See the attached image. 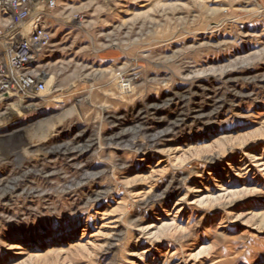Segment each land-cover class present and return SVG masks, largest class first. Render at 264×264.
<instances>
[{"label": "rangeland", "instance_id": "1", "mask_svg": "<svg viewBox=\"0 0 264 264\" xmlns=\"http://www.w3.org/2000/svg\"><path fill=\"white\" fill-rule=\"evenodd\" d=\"M49 1L52 43L40 64L56 77L50 98L62 101L9 121L17 98L0 102V151L20 143L0 153V264H264V0L32 7ZM121 71L135 75L134 94L118 89ZM196 81L208 87L191 97ZM140 107L150 109L120 132L128 140L182 121L150 156L109 138L120 129L107 117ZM200 182L208 191L189 190ZM147 192L157 197L145 205ZM210 194L223 196L196 201Z\"/></svg>", "mask_w": 264, "mask_h": 264}, {"label": "bare ground", "instance_id": "2", "mask_svg": "<svg viewBox=\"0 0 264 264\" xmlns=\"http://www.w3.org/2000/svg\"><path fill=\"white\" fill-rule=\"evenodd\" d=\"M2 9L0 8V11ZM35 14H33L32 16V20H30L29 22H27V27L26 29L22 32V39H27V41L29 40V34L33 31V27L35 28V25H36V17L37 16H34ZM50 32H47V34H49ZM50 35V34H49ZM51 35L48 39H46V44L45 45H41L42 46V53H40V59L43 58V56L45 55V52H46V49L48 47L51 46V43H52V39H51ZM41 42V41H40ZM7 44L3 41V42H0V53L4 50H6L5 46ZM40 46V45H39ZM38 46V47H39ZM2 64H3V67H1L0 69V102L5 100V99H9V98H17L15 99V103L14 104H9L7 105V110L11 112V115L12 116H9L4 119L6 120H12L13 117H19V116H23V115H26L28 113H31L32 111H34L35 109H37L39 106H41V102H44V103H51V102H56V103H61L62 99L60 96H55V98L51 99L50 96L53 95L51 93V89L53 87H55L56 85V77L51 74L48 70H46L47 68V64H40L41 63V60L38 62L39 65L37 68V72L41 74V78H43L46 82V92L44 93H34L33 97H31L30 99L28 98H23V97H17L16 93H13L12 90L8 87H11V84L15 81L13 79L16 78V74H15V71H13L12 69V66H11V62L9 59L5 58L2 56ZM5 59V61L3 60ZM35 59V58H34ZM49 64V63H48ZM37 65V64H36ZM79 67V66H78ZM80 68V67H79ZM52 71V70H51ZM83 71V70H82ZM53 72V71H52ZM135 75L131 72V71H121L120 73L117 74V87L118 89L120 90L121 94H124V95H132L134 94V89H135V86H134V81H135ZM58 80V79H57ZM208 81V80H207ZM197 82V83H196ZM194 82L190 87L187 88V95L191 96V97H196V94L197 93H201V92H205V88L208 87V82H201V81H196ZM58 87V86H57ZM69 89V88H68ZM57 90H55L54 92H56ZM182 92V91H181ZM186 92V91H185ZM112 93V92H111ZM184 93V92H183ZM194 95V96H193ZM122 96V95H121ZM167 97H169V94L165 95ZM181 98L182 96L180 95V93H175L172 97H171V100H178L179 97ZM186 96V95H185ZM88 97V96H87ZM127 97V96H126ZM130 97V96H129ZM164 97V96H163ZM165 98V97H164ZM188 98V97H187ZM202 98V97H201ZM193 99V98H192ZM165 100H167L165 98ZM169 100V98H168ZM167 100V101H168ZM79 101V100H78ZM205 101V100H204ZM203 101V102H204ZM151 102V103H150ZM149 103V107H152L154 110L158 109L159 106L157 104L156 101H150ZM166 102V101H165ZM169 102H166L165 104L167 105ZM207 103V102H206ZM147 104V103H146ZM200 104V103H199ZM161 106V105H160ZM149 107H140V108H131L130 111L128 112H125V113H122V114H113L112 116L109 115L107 118H112V122L114 123V127H116L117 129L116 130H119V132L116 131V133L110 135L109 138H111V141L112 142H115L117 145H121L122 143L123 146H127L129 148H131L132 150H134L135 152L137 153H140L142 156H148L149 154H154L157 150L160 149L162 143H164L165 140H169V138H173V135L175 134V131L179 128H181L182 126V121L181 122H175L173 123L172 125H170L168 127V129L166 130H161V131H157V130H153L152 129H149V130H146L145 132H147V137L145 141H140V140H128L127 136H125L126 134H123L120 133L122 130L124 129H127V125H126V118L128 117H132V115L134 116V114L136 115H139L140 112H142L143 110H148L150 109ZM106 107H104L105 109ZM68 109V108H67ZM71 109V108H70ZM76 109V107H75ZM197 109H202V105H198V106H194V109H192L193 111L197 110ZM103 110V109H102ZM108 111V107L106 109ZM65 111V110H64ZM199 111V110H198ZM9 112V113H10ZM5 113H3L2 115H0V117H3V116H6L4 115ZM141 114V113H140ZM194 120L192 119V122H194L197 118H200V117H204V116H207L205 113H200L198 115H194ZM50 117V116H49ZM53 118V117H52ZM57 118V117H56ZM133 118V117H132ZM3 119V118H2ZM119 119V121H118ZM122 119V121H121ZM45 120V118H44ZM43 120V121H44ZM60 120V119H59ZM58 120V121H59ZM1 121V120H0ZM42 121V120H41ZM42 121V122H43ZM46 122V121H45ZM120 122V123H119ZM2 123V122H0ZM19 123V122H18ZM60 123V122H59ZM125 123V126L123 125ZM179 123V124H178ZM184 123V122H183ZM9 124H12V122H10ZM38 124V123H37ZM40 124V123H39ZM46 124V123H45ZM44 124V125H45ZM176 125H178V127H176ZM193 125V124H192ZM35 125H30L29 126V129L34 127ZM43 126V125H42ZM135 126V125H134ZM188 126V125H187ZM1 127V126H0ZM39 128V127H38ZM43 128V127H42ZM124 128V129H123ZM150 128V127H149ZM177 128V129H176ZM131 129V128H130ZM47 130V129H46ZM49 130V129H48ZM23 131L25 130H18V131H14V133H11L10 135L11 138H14L18 135H21V133H23ZM34 131V130H33ZM127 131H129L127 129ZM45 133V132H44ZM113 135H114V139H113ZM198 135V134H197ZM195 135L194 137L192 138H189V139H186L185 142H190V141H195V140H198L200 138H203L201 136H197ZM47 136V134H46ZM9 137V136H8ZM47 138V137H46ZM3 137L1 136L0 137V140L2 141ZM37 139V138H36ZM133 139V138H132ZM100 140V139H99ZM37 141H35L36 143ZM3 143V142H1ZM100 143V142H99ZM20 144V143H18ZM16 146V148L14 149H11V150H1L0 153L1 154H6L8 155V153H13L14 151H18L19 150V146ZM37 145V144H36ZM30 146V145H29ZM34 146V145H33ZM121 146V148L123 147ZM27 147V146H26ZM59 147V146H57ZM86 148V147H85ZM191 149V148H190ZM14 150V151H13ZM192 150V149H191ZM194 151V150H193ZM6 152V153H5ZM15 153V152H14ZM246 154V153H244ZM243 154V155H244ZM20 155V154H19ZM22 155V154H21ZM27 155V154H26ZM30 155V154H29ZM28 155V156H29ZM254 155V154H253ZM13 156V155H12ZM150 156V155H149ZM247 156H249V154L247 153ZM251 156V155H250ZM249 156V157H250ZM146 158V157H144ZM235 158V157H234ZM253 158V157H251ZM256 159H258L256 157ZM212 160H214V158H212ZM254 160V159H253ZM32 162V161H31ZM257 162V161H256ZM240 163V162H239ZM241 164V163H240ZM21 165V164H20ZM71 165V164H70ZM23 166V165H22ZM195 168V167H194ZM216 169V166L214 167ZM244 170V169H243ZM194 173L197 175V177H201L203 178L204 177V174H203V171L201 170H194ZM214 176V175H213ZM180 177L183 178V176H180V175H174V177L172 178L173 180H177V182L180 183ZM186 178V177H185ZM187 179V178H186ZM200 179V178H199ZM201 183V186H198L197 184L194 186V187H189V190H192L194 192H201L203 193L204 190L201 189V188H205L207 191H208V187L207 185H202L203 183ZM6 186V185H5ZM9 186V185H8ZM179 186V185H178ZM167 188V187H166ZM178 188V187H177ZM221 190H226L227 192V188H224L223 185H221V188H219ZM188 190V189H187ZM33 191V190H32ZM96 192V191H95ZM164 192V191H163ZM205 193V192H204ZM141 195V194H140ZM138 195V196H140ZM143 195V193H142ZM141 195V196H142ZM227 195V194H226ZM186 196V195H185ZM185 196L179 198L176 202V204L180 203L181 201H184L185 200ZM223 194L219 195L218 197H222ZM157 197L156 193L154 192L153 194L150 193V192H147L144 194L143 197H140L141 199H139V202L140 203H143V204H149L150 202H152V200ZM217 196H214V194H210V195H206L202 198H198V200H196L200 205L201 204H206L208 202H210L209 200L212 201L213 200H219ZM175 204V205H176ZM176 216V215H175ZM118 220V219H117ZM139 220V219H138ZM117 224V223H115ZM107 226V225H106ZM139 227V230L141 231V233H146L148 230H149V226L147 225V227H145L144 225L142 226L141 223L140 225H137ZM120 226L115 225L114 229H113V233L115 234L116 231L118 230L117 228H119ZM112 235V234H111ZM114 236V235H113ZM137 244V243H136Z\"/></svg>", "mask_w": 264, "mask_h": 264}, {"label": "built area", "instance_id": "3", "mask_svg": "<svg viewBox=\"0 0 264 264\" xmlns=\"http://www.w3.org/2000/svg\"><path fill=\"white\" fill-rule=\"evenodd\" d=\"M32 0H0V15L2 14L7 21L0 27V42H5L6 50L3 49L1 55L10 60L16 78L13 79L11 87L17 97L31 98L34 93L46 92V82L37 72L42 44H46V39L50 37L47 29L43 27L46 16L45 8H54L55 3L49 1L43 9H34ZM36 17V25L29 34V40L22 39V32L27 27V22ZM45 25V24H44ZM41 41V42H40ZM40 45V46H39ZM39 46V47H38ZM35 58V59H34ZM5 61V59H3ZM37 64V65H36ZM3 67L0 61V69Z\"/></svg>", "mask_w": 264, "mask_h": 264}]
</instances>
